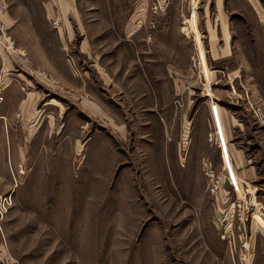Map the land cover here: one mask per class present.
<instances>
[{"label": "rangeland", "instance_id": "rangeland-1", "mask_svg": "<svg viewBox=\"0 0 264 264\" xmlns=\"http://www.w3.org/2000/svg\"><path fill=\"white\" fill-rule=\"evenodd\" d=\"M5 1L29 63L0 46V196L13 201L0 264H264V32L247 0L222 1L233 48L222 61L207 45L217 0H167L160 25L179 21L160 37L180 44H160L151 80L109 84L85 81L66 53L68 84L41 76L45 45L61 58L55 20L42 0ZM171 57L189 74L170 76Z\"/></svg>", "mask_w": 264, "mask_h": 264}, {"label": "crops", "instance_id": "crops-1", "mask_svg": "<svg viewBox=\"0 0 264 264\" xmlns=\"http://www.w3.org/2000/svg\"><path fill=\"white\" fill-rule=\"evenodd\" d=\"M222 1L217 0L216 2V6H220L216 13L217 26H207L209 32L212 33L211 41H208L207 45L211 46L210 55L216 61L229 59L233 54L232 43L226 41L229 33L226 23L227 15L222 9ZM168 2L170 4V0ZM4 3L7 7L5 0ZM152 3L153 0H42L41 10L44 19L47 22L52 20L58 22L57 27L52 28L56 31L54 45L58 47L57 51L61 54L60 60L52 55L50 59L49 48L47 45L44 46V53L47 56L43 63L44 72L68 84L66 79L72 77V70L68 65L70 60L66 58V54H69L72 61L75 59L76 69L85 81L90 75L101 79L102 82L109 79L108 84L111 79L117 77H143L145 80H151L155 75L154 70L159 68L160 44L172 47L178 46L181 42L178 37L167 36V31H164L163 37H160V29L166 30L173 27L174 22L179 21V14L168 13L167 21L164 20L160 25V16L154 17L151 14L150 5ZM172 3L174 4V0L173 2L171 0ZM246 3L252 8L254 24L252 29L264 32V0H247ZM0 18L8 30V36L13 39L9 30L18 20L9 15L8 9L6 14ZM216 29L220 31L224 41L217 38ZM219 39L220 41L216 43ZM183 40L187 42L186 39ZM13 41L17 46L18 42L15 38ZM74 41H76V49L72 48ZM91 45L103 48L90 50ZM121 47L124 49H120ZM175 55L178 56V52L173 57ZM173 57L169 59L172 60L167 65L168 74L173 77L174 74H189L186 68L180 66V61L173 60ZM151 88L158 93L156 85ZM79 98V107L82 106L93 116L104 119L109 126L116 128V132L123 135L122 126L112 125V120L105 117L95 100L83 96ZM217 111L222 132L227 136L224 123L221 121L222 114L219 110ZM155 119L159 122L157 118ZM256 223L260 230L264 229L260 218ZM0 251H3L1 244Z\"/></svg>", "mask_w": 264, "mask_h": 264}, {"label": "built area", "instance_id": "built-area-1", "mask_svg": "<svg viewBox=\"0 0 264 264\" xmlns=\"http://www.w3.org/2000/svg\"><path fill=\"white\" fill-rule=\"evenodd\" d=\"M167 6V0H153V3L151 4L150 10L152 12V15L154 17L164 15V11ZM7 7L4 3V0H0V17L6 14ZM58 22L54 21L53 26L57 27ZM0 46H3V48L6 51H11L13 53L17 52V55L22 57L26 63H29V59L26 56L25 51L20 50L16 47L15 42L13 39H11L10 36H8V30L6 26L3 24L1 18H0ZM200 67V62L198 60L197 65L194 62V67ZM41 76H43L45 79L48 78V74L45 72H39ZM13 201H12V195H2L0 196V231L2 230V224L4 221L5 216L8 213V210L12 207ZM249 257L247 255H243L242 261L248 262Z\"/></svg>", "mask_w": 264, "mask_h": 264}, {"label": "bare ground", "instance_id": "bare-ground-1", "mask_svg": "<svg viewBox=\"0 0 264 264\" xmlns=\"http://www.w3.org/2000/svg\"><path fill=\"white\" fill-rule=\"evenodd\" d=\"M216 134H218V132Z\"/></svg>", "mask_w": 264, "mask_h": 264}]
</instances>
